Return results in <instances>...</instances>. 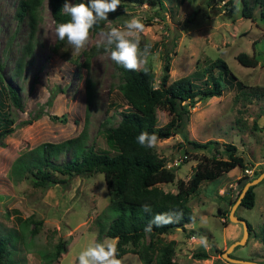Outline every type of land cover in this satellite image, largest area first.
Here are the masks:
<instances>
[{"label":"rangeland","instance_id":"374dc122","mask_svg":"<svg viewBox=\"0 0 264 264\" xmlns=\"http://www.w3.org/2000/svg\"><path fill=\"white\" fill-rule=\"evenodd\" d=\"M16 1L0 0V60L5 77L27 37L28 19L23 15L17 20ZM162 1V6L135 1L120 4L117 12L108 14L107 21H100V27L90 29L88 41L78 53L67 40L53 48L56 25L51 5L48 0L39 3L32 49L19 73L10 79L20 87L22 109L9 103L13 129L0 144V264H78L79 252L95 241L104 223L109 198L103 172L78 174L67 186L50 183L40 187L32 185L28 177L11 176L10 171L19 154L42 141L74 136L83 126L87 142L109 146L102 126L118 122V110L127 105L115 86L110 53L97 48L105 40L103 31L122 27L132 17L142 20L145 27L139 34L140 48L151 46L147 62L153 66L155 84L165 58L170 62L169 80L197 73L200 81V70L212 67L211 61L220 57L247 90H264V18L259 17L260 7L254 0H246L251 6L249 15L242 14V8L237 11V0ZM91 46L94 52L86 59L84 50ZM239 51L253 54L258 63H240L235 58ZM86 78L92 88L89 101ZM223 87L218 95L190 103L183 131L158 138L153 146L176 173L172 181L157 183L170 191L175 190L177 179L189 178L196 162L214 152V146L222 149L226 142L235 144L236 153L247 165L201 180L187 198L193 218L184 224L185 228L176 227L159 235L166 241L173 239L175 264H242L228 260L221 252L243 235L241 223L228 218L238 189L244 180L257 176L255 171L264 169V93L261 97L242 95L234 83ZM34 114L39 116L25 121ZM156 115L158 124L169 117L163 107L156 109ZM189 139H211L216 143L196 147ZM218 154L226 156L221 151ZM67 155L61 154L58 160ZM252 189L253 206L239 203L233 211L250 223L251 230L229 255L264 262V244L258 238L264 219V177ZM200 235L208 237L211 247L205 248L193 239ZM101 239L107 244L115 241L103 234ZM58 240L63 242L64 250L50 258L48 253ZM116 258L121 264H142L136 252L128 251Z\"/></svg>","mask_w":264,"mask_h":264},{"label":"trees","instance_id":"16d2710c","mask_svg":"<svg viewBox=\"0 0 264 264\" xmlns=\"http://www.w3.org/2000/svg\"><path fill=\"white\" fill-rule=\"evenodd\" d=\"M69 1L70 3L81 2V0ZM134 1L161 6L163 2L162 0H121L120 4ZM40 2L41 0L16 1L15 16L17 20H21L22 16L25 15L28 19V29L26 40L21 46L20 55L16 57V63L7 77L4 76L2 70L4 63L0 60L1 145H3V137L13 129L14 118L9 114V103L18 109H22L20 87L11 82L10 79L19 73L26 60L25 57L32 49L37 9ZM84 2L87 3V0ZM241 2L243 4L242 14L249 15L251 6L247 4L246 0H241ZM254 2L260 7L259 17L264 18V0H254ZM48 3L51 5L50 12L56 26L70 19L61 10L64 0H48ZM232 7L234 8V5ZM117 11L118 8L115 12ZM99 23L100 21L93 28L100 27ZM64 41L59 40L56 35L53 48L60 46ZM103 43L100 44L99 49H104ZM93 52L92 46L85 49L86 59ZM235 58L244 65L251 64L254 66L258 63L254 55L248 54L246 51L237 52ZM211 62L212 67L200 70V76L203 77L200 81L196 79V77L199 78L197 73L186 74L169 80L170 62L168 58H165L161 74L155 84L151 63L147 62L136 71H128L113 61V70L116 75L115 86L127 106L118 110L120 115L118 122L102 126L105 142L109 146L102 148L96 146L94 140L87 142V134L83 126L74 136L59 141H42L19 154L10 165L11 176L14 175L19 179L24 176L28 177L34 186L43 187L50 183L67 186L70 179L78 174L88 176L95 171L103 172L109 203L106 209V218L103 220L104 223L100 225V232L96 234L95 241L103 242L101 234L114 238L113 245L117 250L116 257L130 251L139 255L142 264H150L151 262L154 264H175L173 239L166 241L159 235L162 232L172 231L176 227H184V224L193 218L192 206L188 203L187 198L191 192L197 189L201 180L214 179L232 167L245 168L247 165L243 157L236 153L235 144L223 142L222 149L214 146V152L196 162L189 178L177 179L175 190L170 191L158 186L157 183L172 181L176 176L175 171L166 166L164 158L158 156L153 147L141 146L136 137L141 131L155 132L158 138L182 132L189 119L188 105L196 99L218 95L223 91V85H233L234 83L242 95L249 94L261 97L264 93V90L261 92L255 89L247 90L245 84L229 70L224 59L217 57ZM84 64L88 66V61H85ZM85 87L86 99L89 101L92 94L89 78L85 79ZM161 107L166 109L169 117L158 124L156 109ZM38 116V114H34L25 121H30ZM187 141L196 147H207L216 143L215 140L211 139L203 142H198L195 139ZM220 151L224 152L226 156L223 157L218 154ZM65 153L68 155L58 160V157ZM255 172L258 175L261 171ZM241 187L238 189L236 197ZM252 188L253 185L251 184L246 187L240 198L241 205L253 206L254 192ZM145 203L151 206V213H145L141 210V205ZM169 211L182 212V218L178 223L163 227L153 225L151 232L144 230L155 214ZM247 227L248 230H251L248 221ZM260 227L258 238L264 244V219ZM2 250L0 243V253ZM63 250L64 244L58 240L53 244V250L48 254L50 258H56ZM200 255L207 257L205 253Z\"/></svg>","mask_w":264,"mask_h":264},{"label":"clouds","instance_id":"9594fccd","mask_svg":"<svg viewBox=\"0 0 264 264\" xmlns=\"http://www.w3.org/2000/svg\"><path fill=\"white\" fill-rule=\"evenodd\" d=\"M120 3L121 0H87V3L84 0L80 3H69V0H64L61 10L70 19L56 26V35L61 41L66 39L73 51L78 53L88 41L90 29L99 21H107L108 14L115 12ZM241 8L237 0V11ZM144 27L141 19L132 17L126 20L122 27L113 26L102 32L105 38L103 43L105 52L110 53L112 61L128 71H136L147 64L151 46L146 44L143 50L140 48L139 34L144 31ZM100 47L101 45L98 44L97 48ZM136 139L141 146L151 148L156 144L158 137L155 132L141 131ZM141 210L145 213L152 212L151 206L146 203L141 205ZM182 215L180 211L157 213L144 230L151 232L153 225L163 227L178 223ZM193 239H198L199 244L205 248L211 247L205 235L194 236ZM116 251L113 244L93 241L79 252L78 264H121V261L116 258Z\"/></svg>","mask_w":264,"mask_h":264},{"label":"water","instance_id":"95a60500","mask_svg":"<svg viewBox=\"0 0 264 264\" xmlns=\"http://www.w3.org/2000/svg\"><path fill=\"white\" fill-rule=\"evenodd\" d=\"M264 177V169L261 170V172L253 177V178H249L247 180L244 181V184L242 185L241 187V190L238 194V196L236 197V200L234 201V203L232 204L231 208H229L228 210V218L230 220H233V221H236V222H240L242 227H243V235L239 238V239H235L233 240L222 252H221V255L225 258H227L228 260L230 261H233V262H237V263H242V264H264V262H257L255 260H251L249 258H239V257H233L231 255H229V251L233 248L234 245H236L237 243H243L244 242V239L245 237L248 235V227H247V221L246 219L244 218H240L236 215H234L233 211H234V208H236V206L240 203L241 201V196L243 195L246 187L251 184H255L256 182L260 181L262 178Z\"/></svg>","mask_w":264,"mask_h":264}]
</instances>
